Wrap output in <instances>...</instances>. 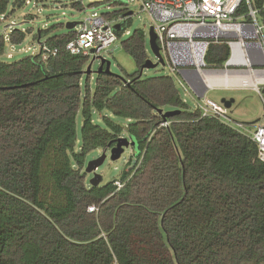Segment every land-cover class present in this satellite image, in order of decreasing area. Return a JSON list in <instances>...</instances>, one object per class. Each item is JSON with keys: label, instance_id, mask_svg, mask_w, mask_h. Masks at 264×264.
<instances>
[{"label": "trees", "instance_id": "obj_1", "mask_svg": "<svg viewBox=\"0 0 264 264\" xmlns=\"http://www.w3.org/2000/svg\"><path fill=\"white\" fill-rule=\"evenodd\" d=\"M26 1L0 0V16ZM254 1L264 19V0ZM109 5L126 6L107 0L92 8ZM130 26L127 18L116 40ZM56 29L35 32L37 54L0 61V264H264L257 145L189 107L172 76H143V30L121 41L137 67L123 77L104 71L106 63L83 74L89 59L66 50L75 30ZM31 33L0 31V56ZM41 46L49 50L45 59ZM227 56L226 46L213 45L206 63L220 67ZM125 137L137 151L120 177L90 186L86 156ZM90 206L97 212L88 213Z\"/></svg>", "mask_w": 264, "mask_h": 264}, {"label": "built area", "instance_id": "obj_2", "mask_svg": "<svg viewBox=\"0 0 264 264\" xmlns=\"http://www.w3.org/2000/svg\"><path fill=\"white\" fill-rule=\"evenodd\" d=\"M25 4L32 2L27 0ZM90 10L93 14L78 22L75 39L67 44L66 50L95 60L116 41L113 26L121 19L109 20L96 13V8ZM141 10L151 20L159 52L171 76L184 91L190 88L197 96L195 91L203 89H250L259 95L264 105L260 93L264 89V19L260 18V8L255 6L254 0H141ZM4 18L0 16L1 21ZM213 45L228 48V56L220 67L206 63L207 52ZM40 49L45 52V59L49 50L46 46ZM50 53L54 55L56 50ZM7 57L11 58V54ZM205 76H211L209 81L215 84L207 86ZM205 93L198 106L202 116L215 118L247 135L257 145L258 159L264 162V124L234 121L222 103L207 100ZM115 185L118 189L122 186L118 181ZM97 210L95 206L87 208L88 213ZM113 264H117L116 261Z\"/></svg>", "mask_w": 264, "mask_h": 264}, {"label": "rangeland", "instance_id": "obj_3", "mask_svg": "<svg viewBox=\"0 0 264 264\" xmlns=\"http://www.w3.org/2000/svg\"><path fill=\"white\" fill-rule=\"evenodd\" d=\"M107 0H31L32 4L23 6L20 9H15L11 16L5 17L0 21V31L5 35H9L10 32L14 29L26 30L32 28V33L27 34L24 42L19 46H14L11 48L9 45H6L5 53L0 56V61L11 63L18 61L25 56L37 54L39 51V43L37 40H34V34L39 29L44 30L52 27H56L55 35L62 34L66 32L65 25L68 21L73 20L76 22H83L87 20L94 11L90 9L92 6L98 3L105 2ZM33 2L35 5L33 6ZM73 3H81L84 7V11L80 12L72 6ZM127 9L132 11L133 15L130 17L131 26L129 31L132 32L136 29H141L145 32L147 37V55L148 60L152 63L157 62V58L151 52L148 45V31L151 27V20L148 15L141 10V0H127L126 6H101L96 8V13L99 15H109L120 10ZM12 9L11 3L8 6L9 13ZM31 16V19L28 17ZM78 25L75 26L74 30L78 29ZM127 35H124L122 39L116 40L107 50L102 51L100 54L101 59L107 60L110 63V69L113 73L119 76L126 77V75L134 74L137 71V67L133 60L122 50L121 41L125 40ZM209 53V50L207 54ZM8 54H11V58H8ZM91 64V71L94 72L98 69L100 65V60L91 59L88 60L87 66ZM95 74L91 73V77L94 78ZM143 76H171L167 65L162 66L159 64L154 69L143 70ZM176 82V81H175ZM177 84V82H176ZM177 88L182 95L183 100L188 104L192 109L200 106L202 101L198 95L200 92H196L194 95L190 88L187 91H184L178 84ZM205 98L213 103L221 104L222 99L229 100L230 98L234 99V103L231 108L228 109L231 119L241 123H247L248 125H255L259 123L264 124V105L259 97V95L250 90V89H239V90H227V89H211L207 90L205 93ZM264 99V94L262 95ZM117 123L122 126L126 125V121L114 119ZM80 122V117H78ZM95 122L99 124V119L95 118ZM250 130L254 128L249 127ZM80 146L78 142L77 150ZM103 150H93L91 151L85 159V168L86 165L97 159ZM133 155V149L127 148L124 150L122 156L116 160L111 161L109 159V151H107V158L104 163L97 169L96 173L100 174L103 178L101 185L108 183L111 180H117L122 171L125 169V166L129 158ZM132 166V164H131ZM130 166V167H131ZM129 167V168H130ZM85 170V169H84ZM86 180L89 183L92 178V174H86Z\"/></svg>", "mask_w": 264, "mask_h": 264}, {"label": "water", "instance_id": "obj_4", "mask_svg": "<svg viewBox=\"0 0 264 264\" xmlns=\"http://www.w3.org/2000/svg\"><path fill=\"white\" fill-rule=\"evenodd\" d=\"M121 3L127 4V0H121ZM132 15H133L132 11H128V12L122 14L119 17V19H121L120 22L116 23L113 26L114 31L115 32L120 31L121 27H122V24L125 22V20L127 18H130ZM77 24H78V22L70 20V21H68L66 23L65 28H66V30H72V29L75 28V26ZM148 45H149V48H150L151 52L153 53V55L157 58V62L152 63L150 60H147L145 62V64L141 67V71H143L145 69L146 70L154 69L159 64H161L162 66L165 65L163 57H162V55L159 52V47H158V45L156 43V36H155V33H154L152 27H150L149 31H148ZM98 59L100 60V65H99L98 69L95 72L96 73L101 72L105 63H106V65H105V70L104 71L109 72L110 63L107 60H104V59H101V58H98ZM90 71H91V64H89L87 66L86 70L83 71L82 73L83 74H88V73H90ZM193 91H194V89H193ZM205 91L206 90L203 89L200 92L201 94H199L198 96L202 97L204 95ZM195 92H197V91H195ZM262 93H264V89L262 90ZM221 103L224 105V107L226 109H229V108H231L232 104L234 103V99L233 98H230L229 100L222 99ZM159 112L161 113V111H159ZM176 113H178L177 110L176 111L175 110L168 111V112L163 114V117L166 118V117H169V116H173ZM127 148L128 149L132 148L133 151L136 152L137 151V147H136L135 140L132 137H128V138L125 137V138L118 139L116 145L109 150V159L111 161L118 160L122 156V154L124 153V150L127 149ZM106 158H107V150H103L101 155L97 159L90 161L86 165V168H85L84 172L86 174H92L93 175L92 178L89 181V185L90 186L97 187V186H99L101 184L103 178H102V176L100 174L96 173V171L104 163Z\"/></svg>", "mask_w": 264, "mask_h": 264}, {"label": "bare ground", "instance_id": "obj_5", "mask_svg": "<svg viewBox=\"0 0 264 264\" xmlns=\"http://www.w3.org/2000/svg\"><path fill=\"white\" fill-rule=\"evenodd\" d=\"M209 79H211V76H205L204 77V80L207 82L206 84H207V86H209V87H211L212 85H214L215 83L211 80V81H209ZM230 82H234V81H230ZM229 81H227L226 83L227 84H229L230 83ZM229 85H232V83H230Z\"/></svg>", "mask_w": 264, "mask_h": 264}, {"label": "flooded vegetation", "instance_id": "obj_6", "mask_svg": "<svg viewBox=\"0 0 264 264\" xmlns=\"http://www.w3.org/2000/svg\"><path fill=\"white\" fill-rule=\"evenodd\" d=\"M261 95H263L264 93H262V90L260 91Z\"/></svg>", "mask_w": 264, "mask_h": 264}, {"label": "crops", "instance_id": "obj_7", "mask_svg": "<svg viewBox=\"0 0 264 264\" xmlns=\"http://www.w3.org/2000/svg\"><path fill=\"white\" fill-rule=\"evenodd\" d=\"M197 98H199V97H197Z\"/></svg>", "mask_w": 264, "mask_h": 264}]
</instances>
